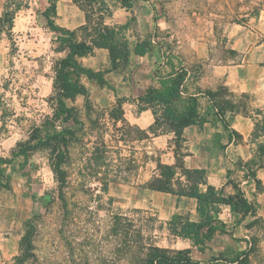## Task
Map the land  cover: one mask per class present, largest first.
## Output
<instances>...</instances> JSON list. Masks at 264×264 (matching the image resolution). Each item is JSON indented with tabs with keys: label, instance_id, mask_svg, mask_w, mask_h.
I'll return each mask as SVG.
<instances>
[{
	"label": "rangeland",
	"instance_id": "rangeland-1",
	"mask_svg": "<svg viewBox=\"0 0 264 264\" xmlns=\"http://www.w3.org/2000/svg\"><path fill=\"white\" fill-rule=\"evenodd\" d=\"M17 1L23 6L16 18L17 27L11 36L3 35L7 50L6 61L0 66V158L11 157L6 137L22 141L34 125L51 116L48 76H53V60L64 55L55 50L57 32L37 15L39 0ZM127 2L106 0L110 11L106 22L120 24L130 19L125 32L130 46L144 39L151 45L144 56L133 55L122 68L92 78L83 76L81 83L87 94L67 100L77 108L83 128L69 147L66 212L45 151L32 152L25 164L23 157L0 164L2 178L9 183V188L0 189V263L10 262L19 252L25 223L32 217L35 251L41 258L57 264H129L118 252L119 241L111 230V217L119 209L132 219L137 217L132 209L143 210L141 216L151 226L148 234L158 245L172 251L188 246L187 240L170 233L166 223L173 215H187L182 198L145 187L155 174L156 158L165 164L174 163V144L169 133L153 135L148 126L135 123L145 106L140 96L148 85L157 84L159 71L165 74L169 63L186 70V84L211 69L229 50L226 45L232 32L255 24L264 10V0H135L130 8L125 7ZM107 67L108 59L92 68ZM188 86L191 90L192 85ZM200 94L210 104L208 97ZM118 99L128 124L145 133L119 121L113 124L109 110ZM236 103L239 111L257 118L253 135H264L263 117H256L249 97L243 95ZM103 144L109 150L107 159L91 162L93 147ZM261 159H253L249 165ZM180 179L184 181V177ZM104 180L108 181L106 192L101 188ZM110 197L112 205L108 204ZM251 234L255 241L252 260L264 264V221L252 225ZM201 248H190L192 257L202 256ZM210 258L214 262V258L222 257Z\"/></svg>",
	"mask_w": 264,
	"mask_h": 264
},
{
	"label": "trees",
	"instance_id": "trees-1",
	"mask_svg": "<svg viewBox=\"0 0 264 264\" xmlns=\"http://www.w3.org/2000/svg\"><path fill=\"white\" fill-rule=\"evenodd\" d=\"M85 14V23L75 29L60 27L54 23L53 16L56 13V0H49L50 5L43 12L48 27L57 32L55 48L64 55L53 60L52 70V93L49 96L53 104L52 114L40 125H34L26 139L17 142L11 151L10 158H0L1 163H10L17 157H23L25 164L27 157L34 151H45L50 160V168L58 183V196L62 200L63 211L66 212L67 203L64 197V189L68 183V165L70 160L69 147L76 140L77 133L82 130L83 122L79 117L77 108L67 104V100H74L77 95H86V88L81 83L83 76H101L122 68L128 64L131 55L144 56L151 45L149 39L136 42L130 46L125 36L130 26V19L120 24H110L106 18L110 16L109 8L105 0H72ZM21 5L17 0H7L5 9L0 16V34L8 32L13 25V19ZM125 7L130 8L127 2ZM108 50V67L105 70H93L91 67L82 65L78 58L92 55L95 49ZM157 76V84H150L140 96L145 106L141 110L150 109L153 122L148 126V131L153 135L172 134L174 144V163L165 164L159 158L155 159V174L147 181L145 187L150 190L169 193L177 199L180 197L194 198L197 202L196 211L199 214L198 221H191L182 215H173L166 222L170 233L181 239H190L194 244L203 245L213 239L215 233H229L226 224L218 218L220 205H228L231 214L235 216L234 223H240L246 216H255L253 203L248 200L240 181L228 180L232 192L227 193L224 186L215 188L206 181V172L200 168H188L184 165L183 156L185 138L184 129L195 125L200 130L208 119L207 113L201 110V95L208 97L211 104V113L226 127V113L239 112V105L230 97H222L226 94L224 87H219L217 92L206 90L198 94L188 93L186 87V70L175 68L169 63V70L165 74ZM224 94V95H225ZM118 104L111 107L109 116L116 125L121 122L122 126L133 127L143 132L138 126L128 124L124 118L120 99ZM56 122H58L56 124ZM145 133V131L143 132ZM231 133L236 136L235 131ZM147 137V136H146ZM264 150V145L259 146ZM98 153H100L98 155ZM108 147L94 146L89 160L97 163L100 158L108 157ZM239 169L245 170L243 175H249L256 184L255 171L239 162ZM3 172L0 167V189L9 188V183L4 182ZM184 177V181L180 178ZM227 182V183H228ZM103 192L108 190V181H101ZM203 186L205 189L203 190ZM33 200L37 199L31 194ZM39 199V198H38ZM113 198H109L108 204L112 205ZM137 217L132 219L120 209L112 215L111 230L119 241L118 252L129 264H209L191 257L190 249L172 251L167 247L160 246L149 236L151 226L141 216L143 210L134 208ZM67 214V213H66ZM33 218L25 223V231L19 242V252L8 263L0 264H57L48 258H41L35 251ZM148 220V219H147ZM146 220V221H147ZM262 222L258 217L248 222L247 227ZM132 235V237H131ZM254 250L252 245L249 253L243 251L236 256L220 258L224 264H250L249 254ZM214 260H219L214 258ZM65 264V263H64Z\"/></svg>",
	"mask_w": 264,
	"mask_h": 264
},
{
	"label": "crops",
	"instance_id": "crops-1",
	"mask_svg": "<svg viewBox=\"0 0 264 264\" xmlns=\"http://www.w3.org/2000/svg\"><path fill=\"white\" fill-rule=\"evenodd\" d=\"M6 1L0 0V16L5 9ZM129 2H132L133 6L136 4L135 0H129ZM39 5L40 8L36 11L37 15L42 23L47 25L43 12L50 5V2L49 0H39ZM25 7L27 10L29 9L28 6L25 5ZM20 9L14 16L12 27L8 32L5 31L0 34V66L6 61L7 48L5 47L3 35L6 34L9 37L16 29V18ZM53 20L56 25L71 30L85 23V14L72 0H56V13ZM232 33L233 36L231 39L229 38L226 45L229 50L222 55V58L211 69L204 71L192 83L189 80L186 84L187 90L196 94L199 91L204 92L206 90L217 92L219 87H224L226 94L223 96L230 97L234 101L246 95L249 97L252 108L257 111L256 117L258 116L260 119L263 117L264 122V10L261 11V15L254 25L241 27ZM134 56L131 55V57ZM107 59L108 50L103 48L95 49L92 55L78 58L82 65L91 68L100 65L101 61L106 62ZM48 78L50 85H52L53 76H48ZM190 84L192 85L191 90L188 86ZM200 99L202 111L209 114L208 119L211 122H206L200 131L195 125L184 129V165L188 168L206 170L207 183L215 188L224 186L227 193L232 192L231 185L227 183V180H234V177H236L235 181H240L242 172L245 171L239 169L236 162L254 170L255 178L258 180V184L252 179L246 186L239 182L241 188L248 189L247 198L253 203L255 216L248 215L236 224L234 223L235 216L231 214L229 206L220 205L218 218L226 224L229 233L217 232L211 241L200 245L204 249L201 248L200 254L202 256L197 260L209 264H224L223 259L212 262L210 260L211 255H220L222 258L230 259L243 251L249 253L251 246H255V241L251 234V227H247L246 224L254 217L264 221V150L259 147L261 144L264 145V135L258 137L253 135L257 118L241 111L233 114L226 113L227 126L225 127L221 121L212 115L211 104H206L207 100L205 98L201 97ZM211 116L213 117L211 118ZM152 121L153 115L150 109L141 111L140 116L135 119V123L142 126H149ZM231 131H235L237 135L234 136ZM168 137L172 139V134ZM6 138L9 140L12 151L19 142V138H12L10 135ZM171 158L173 160L174 156ZM258 158H262L261 162L249 165L251 160H258ZM204 189L205 186H203ZM180 198H182L181 203L185 213L188 211L185 217H188L191 221H198L199 214L196 211V200L189 197ZM183 240H187V248H197L199 246L190 239ZM205 250L209 252H205ZM252 252L249 254L250 264H261L252 260Z\"/></svg>",
	"mask_w": 264,
	"mask_h": 264
},
{
	"label": "built area",
	"instance_id": "built-area-1",
	"mask_svg": "<svg viewBox=\"0 0 264 264\" xmlns=\"http://www.w3.org/2000/svg\"><path fill=\"white\" fill-rule=\"evenodd\" d=\"M250 180H252L251 177H250L249 175H247V176H244V177L242 178V180H241L240 183H241L243 186H246V185L249 183ZM242 189H243V191H244V193H245V195H246V197H247V195H248V189H247V188H242Z\"/></svg>",
	"mask_w": 264,
	"mask_h": 264
}]
</instances>
